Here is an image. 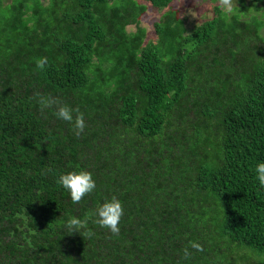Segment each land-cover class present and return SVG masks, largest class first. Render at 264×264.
<instances>
[{
	"label": "trees",
	"instance_id": "trees-1",
	"mask_svg": "<svg viewBox=\"0 0 264 264\" xmlns=\"http://www.w3.org/2000/svg\"><path fill=\"white\" fill-rule=\"evenodd\" d=\"M172 2L0 0V264H264L263 23L216 6L187 30ZM78 169L96 188L73 203L57 178ZM112 196L118 234L91 217Z\"/></svg>",
	"mask_w": 264,
	"mask_h": 264
},
{
	"label": "clouds",
	"instance_id": "clouds-1",
	"mask_svg": "<svg viewBox=\"0 0 264 264\" xmlns=\"http://www.w3.org/2000/svg\"><path fill=\"white\" fill-rule=\"evenodd\" d=\"M226 10L230 11V7L226 6ZM36 63L37 67L42 69L48 63L47 57L40 58ZM38 103L42 109H53V115L57 119L71 123L75 135L79 136L84 132L86 127L85 117L79 108H73L54 96H38ZM255 174L259 185L264 187V161H257ZM57 183L67 190L73 203H79L83 197L92 193L96 188L93 173L85 169L62 172L57 178ZM122 215V204L115 196L105 199L91 213L93 223L108 229L113 234H118L120 231L119 223ZM86 223L87 219L82 220L73 216L65 222L64 227L67 233H72L73 231L80 233ZM88 234L91 235V233ZM191 247L199 249L200 245L192 242ZM184 255L185 257L190 255L187 248L184 250Z\"/></svg>",
	"mask_w": 264,
	"mask_h": 264
},
{
	"label": "rangeland",
	"instance_id": "rangeland-1",
	"mask_svg": "<svg viewBox=\"0 0 264 264\" xmlns=\"http://www.w3.org/2000/svg\"><path fill=\"white\" fill-rule=\"evenodd\" d=\"M3 2L10 3L11 0H3ZM43 2H48V0H43ZM145 4L147 9L141 16V25L146 29L147 38H150L154 34L153 24L159 19L164 9L153 7L148 2ZM171 5L179 12L187 30L213 16L216 6L227 13H235L243 9V17H257L263 23L261 34L264 38V8L253 0H173ZM226 6L230 7V11L226 10ZM238 260L240 264H263L261 258L256 255L248 260L242 257H239Z\"/></svg>",
	"mask_w": 264,
	"mask_h": 264
}]
</instances>
